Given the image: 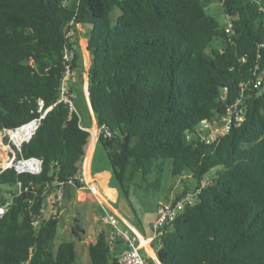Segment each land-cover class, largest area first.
Instances as JSON below:
<instances>
[{
  "label": "trees",
  "instance_id": "1",
  "mask_svg": "<svg viewBox=\"0 0 264 264\" xmlns=\"http://www.w3.org/2000/svg\"><path fill=\"white\" fill-rule=\"evenodd\" d=\"M208 2L0 0V131L46 112L21 151L40 157L42 171L0 172V206L8 204L0 264L76 262L73 240L52 250L60 216L43 212L45 188L77 174L91 136L77 111L54 104L67 72L63 53L75 49L70 68L85 71L78 40L63 28L73 4L77 21L90 26L89 99L121 190L130 160L145 175L155 171L158 184L168 162L173 175L191 174L195 187L210 176L155 239L161 264H264V0H222L226 21L208 13ZM236 103L245 118L217 142L187 138ZM77 185L67 186L66 200ZM115 238L111 244L100 231L89 264H115L126 248Z\"/></svg>",
  "mask_w": 264,
  "mask_h": 264
},
{
  "label": "rangeland",
  "instance_id": "2",
  "mask_svg": "<svg viewBox=\"0 0 264 264\" xmlns=\"http://www.w3.org/2000/svg\"><path fill=\"white\" fill-rule=\"evenodd\" d=\"M69 1L70 3L72 2V0ZM73 9V13L68 16L65 20L63 28L69 29L70 32H73L72 37L78 40L83 52L86 68V59H88L87 57L90 56L89 50L87 48L86 30H89L90 26L83 25L82 23L77 21L76 4H73ZM206 10L208 11V13L212 14L221 21L227 20L222 0H209L206 5ZM85 71V74L83 73V76H78L75 74L76 76H71L70 80H74V85L78 86L74 92L77 112L82 116L84 123L86 125H90L91 122L86 108L84 93L81 89H78L83 88V90L85 91V86L89 85L86 84L87 69H85ZM87 90H89V86H87ZM95 131L96 127H93L92 132ZM92 132L90 140L92 137ZM100 132L101 130L100 128H98V137L96 140L97 145L95 148L96 151L94 155V169L96 167H101L111 171L112 180L118 182L113 172V167L109 160L107 150L101 143L98 142ZM0 134L2 135L3 142L5 144V147L0 150V162L7 163L9 159L12 160L14 152L16 153V156L18 155L17 145L11 139L12 136L10 137V133L8 130L0 131ZM17 159L18 156L12 161V163H15ZM7 166L8 165L2 166L0 167V169ZM157 177L158 175L155 171L145 175L142 170L136 167L134 160H130L125 167L123 177V185L126 189V192L123 189L121 190V193L118 198V203L116 204L118 206L122 205L124 209H129L134 216V223H136V225H138L142 229H145L148 237L150 238L151 236L154 237L153 225L157 217V208L160 202L165 201L166 198L172 193L173 189H177V191H179V189L181 188L178 186L186 184V186L188 185L190 188L193 189L196 184V180L193 177L188 176V174H184L183 176L173 175L171 172L170 162L167 163L165 171L162 175H160V184H158ZM66 204L64 205L66 206ZM49 208L51 207L48 206L45 211V216H50L52 215V213L56 214ZM104 216L105 211L98 203V201L93 202L88 200L84 204L68 205L66 211L61 214L60 222L58 224V233L51 244L52 250L56 251L58 245L62 241L73 240L77 249V258L74 264H89L91 262V257L89 253L88 244L92 241V239L94 238L93 236L95 234L92 232L93 236L89 237V232L85 233L79 231V235L76 236L73 233V227L76 225V223H79L82 227L85 228L90 227V225H93L94 227H98L99 224L106 225L107 223H105L104 221ZM115 239V236L114 238H110L111 244L113 243V240L115 241ZM152 240L153 239L150 240L151 244Z\"/></svg>",
  "mask_w": 264,
  "mask_h": 264
},
{
  "label": "built area",
  "instance_id": "3",
  "mask_svg": "<svg viewBox=\"0 0 264 264\" xmlns=\"http://www.w3.org/2000/svg\"><path fill=\"white\" fill-rule=\"evenodd\" d=\"M227 31L231 32L232 23L228 21ZM73 32H69V36H72ZM64 62L66 64L67 72L64 77L63 84L60 89V94L58 99L54 104L59 102L65 103L71 111H76L75 105V95L70 87L66 84L67 77H71L75 71H72L70 68L71 61L75 58V49H68L64 53ZM262 77H258L256 80V86L262 84ZM88 94V90H85ZM46 112L43 113L40 117L34 118L28 123H33V131L30 134L29 138L26 140L29 141L32 135L37 130L38 126L41 123L42 118L45 116ZM245 118L243 110L238 107V104L230 105L227 109V113L222 116L220 119H204L199 124L195 132H190L187 135L189 140L197 139L206 143L217 142L222 136L227 134L234 121L240 123ZM23 124V125H25ZM22 125V126H23ZM20 126V127H22ZM18 127V128H20ZM17 128V129H18ZM8 130V129H5ZM14 130V129H12ZM10 131V130H8ZM107 133L110 132L107 130ZM18 159L15 163L12 161L17 158L16 153H13V158L11 160V165L7 167H14L18 173L30 172L38 174L42 171V159L37 156L26 157L21 154L22 145L17 147ZM20 153V155H19ZM5 167V168H7ZM4 168V169H5ZM211 181L210 176L206 175L200 186L195 187L193 190H187L182 192L178 197H171L165 201L160 202L157 208V217L154 221V239L162 236L167 227L170 226L176 217L189 205L194 204L201 192L203 186L208 184ZM80 184L82 188L94 189L96 188V182L89 180L83 174V171L80 170L73 177H70L67 180H56L44 190L46 197V205L43 212L46 209L51 207L53 211L57 214L60 211L65 202H66V188L67 186H76ZM78 186V185H77ZM8 204L0 206V215L2 216L7 210ZM105 216L104 220L106 223L110 224L113 227L112 234L113 236L121 237L124 241L126 248L120 253L118 260L115 264H151L148 256L144 255L142 249L144 245L148 242V239L141 233V231L127 218H120L118 215L110 212L108 209L104 208ZM54 214V213H53Z\"/></svg>",
  "mask_w": 264,
  "mask_h": 264
},
{
  "label": "crops",
  "instance_id": "4",
  "mask_svg": "<svg viewBox=\"0 0 264 264\" xmlns=\"http://www.w3.org/2000/svg\"><path fill=\"white\" fill-rule=\"evenodd\" d=\"M87 58L88 59H86V68H85V69H87V73H86L87 83L86 84H89L88 70H89V66H90V56H88ZM75 74L78 75V73L75 72L72 76H76ZM66 82H67V85L73 90V92H75L76 86L74 85L75 84L74 80H70V76H69V77H67ZM87 86H89V85H87ZM83 93H84V97H85L88 116L90 117V122H91L90 125H86L82 119V116L79 113L78 114L80 115V118L82 120V123L84 124V127L86 129H88L90 132H92L93 127H96V128H100V127L98 126L97 118H96L95 113L91 107L89 95L85 94V91ZM76 111H77V108H76ZM100 130H101V128H100ZM96 145H97V142H96V144L93 148V151H92L89 158H88L89 143L86 145V154H85L84 160L81 162V170L83 171V174L85 175V177L87 179L92 180V181L94 180L96 182V188L89 189V188H82V187H80V188L69 187L68 188V199H67V202H65V204L66 203L67 204H66V206L64 205L65 207H63L60 210L59 216L61 217V214L66 211L68 205H70V204L80 205V204H84L88 200L93 201V202L98 201V203L101 205V207L103 209L106 208L110 212L118 215L120 218L124 217V218H127L128 220H130L141 231V233L148 239V242L144 245L142 252L146 256L152 257L158 264H161V262L159 261V259L157 257L156 250L153 246V244L155 242V239L152 238L153 236H151V238L148 237L145 229H142L141 227L136 225V223H134V221H133L134 216L129 209H127V208L124 209L122 207V205H120V206L116 205L118 203V198H119V195L121 193V188L118 185L117 181L112 180V178H111L112 172L107 170V169L101 168V167H96L94 169V155H95V151H96L95 150ZM188 176L192 177L191 174H188ZM179 185H180V183H179ZM178 187H180L181 189H179V191H177V189L176 190L173 189L172 193L166 198V200L171 198V197H175V196L177 197L178 194H180L184 191H187V190H193L195 188L194 187L192 189L188 185L186 186V184H184L182 186H178ZM185 187H186V189H185ZM76 207H78V206H76ZM49 209H51L53 211L52 208H49ZM77 224L80 225L79 223H76V225L73 227V233H74V228L77 226ZM81 228H83L85 233L89 232V234H90L89 237L93 236L92 232L95 234L93 236L94 238L92 239V241L90 243L96 241L98 234L102 230H106L108 232L109 239L114 238V236L112 234L113 227L108 223L106 225L105 224H99L98 227H94L93 225H90V227H88V228H85L82 226H81ZM151 239H153L152 244L150 243ZM89 244H88V246H89Z\"/></svg>",
  "mask_w": 264,
  "mask_h": 264
},
{
  "label": "bare ground",
  "instance_id": "5",
  "mask_svg": "<svg viewBox=\"0 0 264 264\" xmlns=\"http://www.w3.org/2000/svg\"><path fill=\"white\" fill-rule=\"evenodd\" d=\"M34 127H33V123H29V124H25L22 127L18 128V129H10L9 133H10V137L11 139L14 141V143L17 145V147H19L20 145H22L24 142H26V140L29 138L30 134L32 133ZM98 137V128H96L95 132H92V137L89 143V155L88 158L90 157L93 148L96 144V140ZM5 147V144L3 142V138L2 135L0 134V150L3 149ZM11 164V159L8 160V162H0V167L2 166H6V165H10ZM5 167L1 168L0 171H2Z\"/></svg>",
  "mask_w": 264,
  "mask_h": 264
},
{
  "label": "water",
  "instance_id": "6",
  "mask_svg": "<svg viewBox=\"0 0 264 264\" xmlns=\"http://www.w3.org/2000/svg\"><path fill=\"white\" fill-rule=\"evenodd\" d=\"M87 48H88V42H87ZM89 93H90V92H89V90H88V95H89ZM91 107H92V106H91ZM3 170H4V169H3ZM3 170H2V171H3ZM0 172H1V171H0Z\"/></svg>",
  "mask_w": 264,
  "mask_h": 264
}]
</instances>
